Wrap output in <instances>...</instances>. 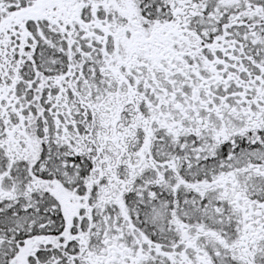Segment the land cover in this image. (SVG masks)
<instances>
[{"label":"flooded vegetation","instance_id":"flooded-vegetation-1","mask_svg":"<svg viewBox=\"0 0 264 264\" xmlns=\"http://www.w3.org/2000/svg\"><path fill=\"white\" fill-rule=\"evenodd\" d=\"M0 157V264H264V0H0Z\"/></svg>","mask_w":264,"mask_h":264},{"label":"rangeland","instance_id":"rangeland-1","mask_svg":"<svg viewBox=\"0 0 264 264\" xmlns=\"http://www.w3.org/2000/svg\"><path fill=\"white\" fill-rule=\"evenodd\" d=\"M85 88H86V86H85ZM100 89H101L100 87H97L96 91L99 92ZM85 93H87V95H88V89L85 90ZM50 106H51V103H49V107ZM31 135L33 136V131H31ZM42 141L43 140L39 136V132H37L36 137H34V145L36 146V149L34 150V152L38 153L37 156L39 155V152L41 151L40 144H41ZM32 143H33V139H32ZM37 150H38V152H36ZM0 159L2 160L1 157H0ZM52 167H53V164H52ZM7 168L8 167L5 166L3 163L0 164V177H4V175L7 174V173H5L7 171ZM55 172H59V169H57V171H55ZM21 174L22 173H20V175ZM20 181H21V179L16 181L17 183L16 182H14V183H8L7 182V186L5 184L4 185V189L5 190H12L14 188V185H16L17 188H14L15 192L17 194L23 193L24 189L23 188L20 189L19 186H18V183ZM66 181H67V179H66ZM22 184H23V180H22ZM85 184H88V183L85 182ZM88 187H89V185H86V188H88ZM82 202L84 203V201H82ZM33 203H34V200H31L29 205L33 204ZM209 204H210L209 205L210 217L212 219H215L216 216H215L214 212L216 213V211H217L216 201H213L212 203H209ZM27 205H28V203H27ZM23 206L26 209V205H23ZM160 208L162 209L163 207H160ZM156 212L157 211H155V210L153 211V214L155 215V217H156ZM217 213H218V211H217ZM111 220H112V223H110L108 225L113 224L116 219H111ZM166 220H167V217H165V221L163 222L164 225L166 223ZM106 221H107L106 220V216L103 214V212H98L96 214L95 222H96L97 225H99L100 227H103V226L106 225ZM154 221L157 222V223H162L163 218L162 217H156V218H154ZM41 222H42V219L40 218V216H38V212L37 211L27 212V209H26V213L17 214L16 216H8L2 222L0 221V224L3 225L8 230V232H10V230H17V231L26 230L28 228V226L31 225V227H32L33 224H42ZM3 240L4 241H8V239H4V238H1L0 241L4 242ZM4 243L5 244H3V243L0 244V257H2L4 254H10V251L8 250L9 243H6V242H4ZM29 245L30 244L28 242L27 246H29Z\"/></svg>","mask_w":264,"mask_h":264},{"label":"trees","instance_id":"trees-1","mask_svg":"<svg viewBox=\"0 0 264 264\" xmlns=\"http://www.w3.org/2000/svg\"><path fill=\"white\" fill-rule=\"evenodd\" d=\"M17 210H20L19 208ZM20 214L21 212H16L9 208L8 206H0V221L2 222L8 216H14V214ZM61 223V222H60ZM64 223V222H63ZM84 223V222H83ZM25 238V234L22 233L21 238Z\"/></svg>","mask_w":264,"mask_h":264}]
</instances>
